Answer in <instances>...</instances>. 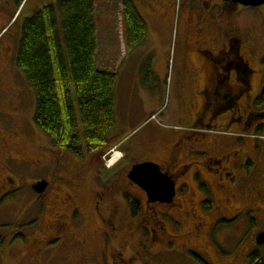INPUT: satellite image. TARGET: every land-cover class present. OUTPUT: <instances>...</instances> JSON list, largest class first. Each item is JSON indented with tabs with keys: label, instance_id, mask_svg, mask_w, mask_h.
<instances>
[{
	"label": "flooded vegetation",
	"instance_id": "flooded-vegetation-1",
	"mask_svg": "<svg viewBox=\"0 0 264 264\" xmlns=\"http://www.w3.org/2000/svg\"><path fill=\"white\" fill-rule=\"evenodd\" d=\"M119 1L136 11L145 27L164 25L174 8L172 0ZM243 8L228 0H189L183 28L176 35L173 116L202 133L184 141L181 132L159 127L150 132L145 126L124 145L125 156L140 151L145 156L137 163H156L169 176L174 184L170 203L151 201L148 191L129 178L134 164L124 171L121 182L118 178L113 182L119 173L117 163L104 168L99 161L82 164L79 160L84 157L75 156L78 166L70 168L71 178L62 176L60 162L69 153L24 124L25 89L10 45L5 44L8 33H0V43L5 44L0 49V213L16 201L25 184L32 189L39 181L47 182L40 194L32 189L41 210L31 226V259L66 247L80 252L75 263L63 264L98 261V249L110 252L108 257L100 256L103 263L109 259L132 264L136 255L127 256L123 250L135 242L152 250L178 246L214 264L225 242L224 236L219 238L220 230L228 237L264 222L260 218L264 213V52L244 38L237 19ZM142 111L139 105L133 116L142 117ZM31 134L42 140L35 156L20 153L29 146V140L20 138ZM42 171L48 178L35 176ZM80 188L87 194L86 206L76 203L83 193ZM179 213L189 220L185 231L187 219ZM91 215L95 226L86 231ZM249 238L255 242L253 234ZM207 252L214 256L206 260ZM50 255L47 264L57 260Z\"/></svg>",
	"mask_w": 264,
	"mask_h": 264
},
{
	"label": "rangeland",
	"instance_id": "rangeland-1",
	"mask_svg": "<svg viewBox=\"0 0 264 264\" xmlns=\"http://www.w3.org/2000/svg\"><path fill=\"white\" fill-rule=\"evenodd\" d=\"M0 1H2L1 3L6 8L7 0ZM36 1L39 2V7L56 2V0H29L28 5L25 7L26 10L24 9L19 17L18 23L9 30L7 36L4 38L6 40L5 44L10 45L8 46L11 48V51L9 53H12L13 55L15 68H17L15 59L21 37V24L25 18L30 16L27 15V11L32 7L33 4H35ZM172 1L174 2V8L171 12L169 11L168 16L165 18V23L163 22L164 25L159 24V30L155 28L153 31V33L159 32V37H162L160 40H163L164 37L168 36L170 33L172 35L171 52L167 64L163 66L162 62L159 59V82L155 81V78H153L151 70L148 68V66L140 67L139 73H143V80H138L135 85L136 87L134 86V83L127 84L126 86L128 87V91L127 87L123 90L124 92H130L133 94L135 93V90H139V86L141 84L142 85L140 87L145 86L151 88V86H154L159 88V99H157L156 105L154 106L152 104L149 105L148 103H143V101H139L137 99H133L129 104H124L120 101L118 103V106L116 105L115 107V125L109 133V136L116 142L125 139L128 140V138L131 137L136 138L135 134H139V131L145 126L150 130V132H153L152 128L154 127H159V129L162 130L181 132L182 139L184 141H188L189 137H194L202 133L201 129L183 125L179 122L180 120L177 117L173 116V114L175 113L173 45L177 42L176 35L179 34L183 28L185 9L188 5L189 0ZM25 2H27V0H23L20 10L18 11L15 19L19 15L20 11H22L21 9L23 8ZM98 3L101 5L99 13V28L102 30V25L107 27L104 34L108 36L107 39L113 40L114 51L118 52V41H120V39L118 38V34H116V32L114 31V27H118L117 33L123 32L124 34L121 11L122 2H120L119 0H98ZM13 4L15 5V0H13ZM237 19L243 25L244 38L252 42L253 46L257 50L264 52V5L255 8L244 7L240 10ZM5 44L1 42L0 49L3 48ZM118 64L119 60L116 62V64H114L115 71L120 67L118 66ZM125 68L128 71H131L133 67L130 65L129 61H125L122 62L120 68L121 72H123ZM16 70L19 73L20 83L25 89L24 107L22 111L25 120L24 124L28 129L35 131L37 134H41L43 137H45V141L49 142L46 135L43 134L33 124V115L35 111L34 92L26 84L21 71L18 68ZM120 94V98L122 99L123 97L124 100L126 95L121 92ZM138 104L142 105L143 111H145L142 117L133 116L134 112L138 110ZM152 113L154 115L152 117H149ZM20 140L21 142H23L24 140H29V146H27V149L21 148V154L26 153L31 156L39 154V148L37 147V145L41 143L42 140H39L37 135H32V137L30 138L23 136L20 138ZM115 144L114 146H111L112 151H107V153L110 154L107 156L105 155L106 158H104V155L100 158L98 157V159L96 157L97 155H85L84 158L79 161H81L82 164L86 163V161H99L104 168H107L106 164L109 165V167H112L113 165L111 166V164L116 162V165L118 167L117 170H119V173L115 175L114 178H112V181L114 182L118 178L121 182L124 171H126V169H128L131 165L142 160L145 155H143V153H139L140 151H137V153H134L131 156H125V153L122 150L123 148H126L127 143L126 146H115ZM60 165L62 167L61 175L65 178H71L70 168H73L75 165L78 166V160L72 154H65V156L61 159ZM35 176L48 178L46 172L44 171L38 172ZM79 190L83 193L82 195L78 194L76 203H82L84 206H86L84 199L88 198L86 196L87 194L83 188H80ZM38 199L39 198L34 195V192L30 188V186L25 184L23 189L20 190L19 196L17 197L16 201L13 204L10 203L4 206L2 213H0V264H47L46 260L51 256L50 254L57 256V260L52 261L50 264H63L65 261H71L75 263L78 260L77 257L78 253L80 252L79 249L68 250L66 247L57 249L56 251H54L55 253H47L45 251L42 257H40L39 259H31L32 257H30L28 249L29 239L31 236V229L36 225V222H33L34 218L39 215V212L41 210V202L39 203ZM29 207L31 208L28 210ZM245 213L246 211H244V214ZM178 216L187 219L184 220V222L187 224L183 227V230L185 231L189 224V220L183 213H179ZM260 218H264V213H261ZM18 222L19 224H17ZM29 222L33 223L30 224ZM94 226L95 220L91 215L89 222L85 226V228L88 229L86 231L93 230ZM261 228H264L263 221H261V223H258L252 230L244 232V230L241 228L236 231L237 233H233V236L228 237L225 235L224 231L220 230L218 232L220 235L219 238L224 236L225 242L218 248L219 256L218 258H215L214 264H250L248 256L254 252L263 257L264 245H257L255 242L253 243V241L249 238L250 236H252V234L253 237L256 236ZM148 246H139L135 242H133L127 245L123 251L127 256L131 254L136 255V258L133 260L132 264H203L200 262V260L197 259V256H195L196 253L192 255V253H190L185 248L165 245L161 248L155 247L152 250V247ZM94 248L95 245L92 249L96 252V249ZM101 255L108 257L110 256V252L107 250L98 249L95 255V257H99L98 261L95 260V262L93 263L86 262L76 264H114L110 263L109 259H107V262L103 263L100 260ZM133 255H131V257H133ZM212 255V252H209V255L207 252V254H205L203 258L208 260V257ZM63 258L64 261H62Z\"/></svg>",
	"mask_w": 264,
	"mask_h": 264
},
{
	"label": "trees",
	"instance_id": "trees-1",
	"mask_svg": "<svg viewBox=\"0 0 264 264\" xmlns=\"http://www.w3.org/2000/svg\"><path fill=\"white\" fill-rule=\"evenodd\" d=\"M94 6L95 0H56L37 8L21 24L15 59L35 95L33 124L53 147L77 157L102 156L116 143L109 133L115 125L117 76L96 65ZM122 15L131 48L146 27L124 2ZM248 258L262 264L256 252Z\"/></svg>",
	"mask_w": 264,
	"mask_h": 264
},
{
	"label": "crops",
	"instance_id": "crops-1",
	"mask_svg": "<svg viewBox=\"0 0 264 264\" xmlns=\"http://www.w3.org/2000/svg\"><path fill=\"white\" fill-rule=\"evenodd\" d=\"M1 2L2 1H0V33L3 32L5 28H7L8 33L9 30L18 23L19 17L25 7L28 5L29 0L25 2L23 8L21 9L22 11L19 13L15 22H13L14 18L21 7L20 0H15V5L13 4V0H7L6 8ZM39 5V2L36 1L35 4H33L32 7L28 9L27 15H30L33 11L39 8ZM94 7L96 20V65L99 69L110 71L112 73H115L117 76L115 85V104L118 106V103L120 101L121 103L123 102L124 104H129L133 99H137L139 101H143L144 103H148L149 105H156V101L157 99H159L158 87H140L142 85L141 84L139 86V90H135V93L133 94L130 92H124L123 90L126 89L127 84L134 83L135 86L138 80H143V73H139L140 67L148 66V68L151 70L153 78H155V81L159 82V59L162 62L163 66L167 64L172 46L171 33L168 36H165L163 40H160L159 32L153 33L155 28L159 30V26L151 25L149 23L146 25L143 37L133 47L128 48L125 40V35L123 34V32L117 33L118 27H114V31L116 32V34H118V38L120 39V41H118L119 51L115 52L113 40L107 39L108 36L104 34L107 27L102 25L104 29L102 28L101 30L99 28V13L101 5L98 3V0H95ZM118 60V66L120 67L115 71L114 64H116ZM125 61H129L130 65L133 68L131 71H128L125 68L124 71L121 72L120 68L122 62ZM120 92L126 95L124 100L123 97L122 99L120 98ZM150 115L154 114L152 113Z\"/></svg>",
	"mask_w": 264,
	"mask_h": 264
},
{
	"label": "water",
	"instance_id": "water-1",
	"mask_svg": "<svg viewBox=\"0 0 264 264\" xmlns=\"http://www.w3.org/2000/svg\"><path fill=\"white\" fill-rule=\"evenodd\" d=\"M239 3L244 7H259L264 5V0H228ZM264 93V87H263ZM129 178L144 187L149 194L151 201H159L161 203H170L174 196V184L169 176L162 173L159 166L153 162H143L132 166L129 172ZM47 186L45 180L39 181L32 186V189L40 194ZM255 241L257 245H264V231L259 232ZM264 264V256L262 258Z\"/></svg>",
	"mask_w": 264,
	"mask_h": 264
}]
</instances>
